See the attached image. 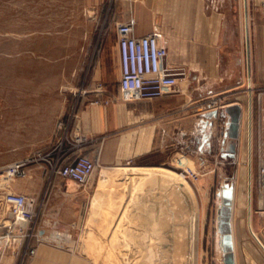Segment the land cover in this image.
<instances>
[{
  "label": "rangeland",
  "instance_id": "rangeland-1",
  "mask_svg": "<svg viewBox=\"0 0 264 264\" xmlns=\"http://www.w3.org/2000/svg\"><path fill=\"white\" fill-rule=\"evenodd\" d=\"M94 1L0 0V264H140L142 253L134 240L139 230L134 226L146 217L132 207L135 194L153 185L140 181L134 162L122 161L129 167L107 170L101 168L99 161L84 185L60 181L54 176L51 181L49 167L42 163L29 165L26 177L8 180L4 176L10 163L53 149L61 114L78 94L95 91L98 83L102 84L105 98L111 100L117 93L120 73L112 74L106 82L88 80L99 45L104 47L105 36L113 39L114 35L113 0ZM216 8L226 13L228 20L226 51L213 54L214 61L221 65L223 81L198 90L195 85L184 83L186 90L189 88L186 93H191L188 98L185 95V103L193 116L200 114L211 120L216 111L204 112L202 106L217 92L226 95L227 102L244 105L251 94L254 127L259 116L256 97L260 92L264 94L262 4H255L254 0H226ZM109 49L107 46V66ZM179 70L184 74V68ZM179 95L181 91L168 98ZM118 97L123 101L120 94ZM253 127L250 168L247 125H243L238 142L228 148L225 144V149H220L215 141L205 145L209 128L202 131L205 140L191 144L192 149L188 147L197 151L187 155L203 161L202 171L207 178L203 190L188 184L199 212L196 264H222L225 237L221 239L215 217L217 200H225L223 195L233 188L246 194L249 170L255 188L258 156ZM170 163L171 158L151 167L178 174ZM124 186H131L133 194L127 196ZM121 188V199L125 201L119 212L115 209L116 212L105 213L103 199L93 198L95 190L111 193L112 210L119 194L116 190ZM7 193L34 199V219L30 224H14L12 206L5 202ZM96 236L97 239H91L93 244L89 243L90 237ZM124 240L130 243L128 250ZM149 246L155 248L154 239H150Z\"/></svg>",
  "mask_w": 264,
  "mask_h": 264
},
{
  "label": "crops",
  "instance_id": "crops-1",
  "mask_svg": "<svg viewBox=\"0 0 264 264\" xmlns=\"http://www.w3.org/2000/svg\"><path fill=\"white\" fill-rule=\"evenodd\" d=\"M224 1L226 0H113V39L105 36L104 47L99 45L97 60L93 63L88 80L106 82L112 74L120 73L115 25L117 22L134 18L136 35H144L157 28L168 37L170 54L166 60L167 66L173 70L185 69L182 74L184 77L181 76L179 80L181 95L174 98L123 102L118 97L120 94L118 86L117 93L113 94V98L109 99L107 104H93L95 91L82 92L69 108L62 112L53 145L63 138H72L76 134L82 135L90 142L74 150V154L94 156L98 152L101 168L121 170L129 167L123 165L122 161H132L137 165L136 168L163 164L175 151L186 150L188 147L192 149L191 144L202 142L204 130L207 128L210 129L207 132L210 135L205 145L209 146V143L212 144V141H215L217 146H221L220 149H225V144L228 148V145L237 143L243 125L245 127L247 125L248 129L246 107L249 97L245 105L242 102H232L240 108L235 137L230 136L229 133L231 116L226 112V108L216 111L211 120H207L200 114H196L197 116L190 114L189 106H186L188 103H185L187 95L191 93H186L189 88L186 90L184 83L188 86L195 85L194 87L198 90L200 87L206 88L223 81L221 65L214 61L213 54L226 51L227 14L219 12L216 8ZM94 2L104 3L103 0ZM254 3L263 4L264 0H254ZM155 19L160 21V25ZM107 46L110 48L108 66ZM187 69L190 70L189 73ZM217 94L224 100H228L223 93L217 92ZM101 96L102 99L105 98L104 93ZM252 114L251 111V128L253 127ZM254 127L253 135H255L257 148L258 119ZM250 134L248 162L251 159L253 143L251 142L252 131ZM171 147H173L172 152ZM248 167L250 168V164ZM249 175H251L250 170ZM249 175L246 194L243 190L233 188L223 195L230 196V199H227L228 204H225L226 198L225 200L219 198L216 202L217 223L219 227H221L220 224L225 227V233L220 230L221 239L225 237L222 243L224 252L222 264H224L226 251L231 252L233 264H264V178L257 177L255 188H253L251 178L249 182ZM48 176L51 178L54 176L57 180L63 181L54 174ZM120 181L122 182L121 179ZM67 191L71 192L73 189ZM116 192L119 193L117 194L118 203L115 201L112 210L109 209L111 193L102 194V191L98 193L95 190L93 198L103 199L102 202L106 206L105 213L109 214L108 211L112 212L115 209L119 212L124 207L125 200L122 202L121 199L122 188L117 189ZM131 193L133 189L130 186L127 196ZM223 209L226 210L225 215L221 213ZM222 219L224 222L221 221ZM88 222L89 216L86 227ZM91 239L95 240L97 236L90 237L89 243L93 244Z\"/></svg>",
  "mask_w": 264,
  "mask_h": 264
},
{
  "label": "built area",
  "instance_id": "built-area-1",
  "mask_svg": "<svg viewBox=\"0 0 264 264\" xmlns=\"http://www.w3.org/2000/svg\"><path fill=\"white\" fill-rule=\"evenodd\" d=\"M264 15V3L262 4ZM136 21L129 18L126 21L117 22L115 31L119 54L120 78L118 86L123 101L152 100L168 98L180 92L179 79L183 72L173 70L167 66L169 55V40L164 32L154 28L144 35L135 34ZM102 84H97L93 104L109 102L108 98L102 99ZM233 104L227 102L222 96L208 98L202 109L219 111ZM258 116V177L264 178V94L258 93L256 97ZM164 133V132H163ZM90 140L76 134L72 138H63L53 145V149L47 153H38L35 156L10 163L4 169L6 179L23 178L28 174V166L42 163L49 167L51 174L61 180H71L78 185H84L92 176L99 164V153L94 156L86 154H74V150L86 146ZM190 149L175 151L171 156V165L177 173L186 178L188 184L203 190L207 187V178L202 171L203 161L199 158H189ZM5 202L12 206L14 224L22 227L30 224L34 219L33 198L24 194L7 193ZM30 253H34L30 250Z\"/></svg>",
  "mask_w": 264,
  "mask_h": 264
},
{
  "label": "bare ground",
  "instance_id": "bare-ground-1",
  "mask_svg": "<svg viewBox=\"0 0 264 264\" xmlns=\"http://www.w3.org/2000/svg\"><path fill=\"white\" fill-rule=\"evenodd\" d=\"M251 102L252 98L249 94L247 102V149L249 156ZM138 170L137 175L140 181L144 185L149 183L153 185L144 192L135 194V207H132L136 213L139 214L140 212L146 217L144 222L137 221L134 226L139 230L134 235L135 244L142 253L139 263L196 264L195 241L197 239L199 212L193 191L186 178L179 174H167L163 171L164 169L159 167H140ZM124 187L127 188L126 192H128L129 187ZM127 235L131 236L128 233ZM150 239H154L155 248L149 246ZM123 244L125 250H128L130 243L124 240ZM183 259L185 260L183 261Z\"/></svg>",
  "mask_w": 264,
  "mask_h": 264
},
{
  "label": "water",
  "instance_id": "water-1",
  "mask_svg": "<svg viewBox=\"0 0 264 264\" xmlns=\"http://www.w3.org/2000/svg\"><path fill=\"white\" fill-rule=\"evenodd\" d=\"M239 106L236 104H231L230 106L226 107V112L229 113V115L231 116V128H230V136L235 137L237 134V125H238V121H239ZM248 164L251 165V159H249ZM250 175H249V182H250ZM227 199H230V196L228 195V197H226L225 200V204H228L229 201ZM228 201V202H227ZM222 215L226 214V210L223 209L221 211ZM221 221L224 222V219H222ZM220 230L221 232L225 233V227L222 226L220 224ZM224 264H233V260H232V254L229 251H226V254L224 256Z\"/></svg>",
  "mask_w": 264,
  "mask_h": 264
}]
</instances>
